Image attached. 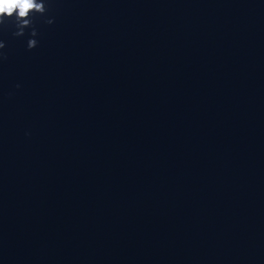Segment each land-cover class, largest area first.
<instances>
[{
	"label": "water",
	"instance_id": "1",
	"mask_svg": "<svg viewBox=\"0 0 264 264\" xmlns=\"http://www.w3.org/2000/svg\"><path fill=\"white\" fill-rule=\"evenodd\" d=\"M37 2L0 23V264H264V0Z\"/></svg>",
	"mask_w": 264,
	"mask_h": 264
},
{
	"label": "clouds",
	"instance_id": "2",
	"mask_svg": "<svg viewBox=\"0 0 264 264\" xmlns=\"http://www.w3.org/2000/svg\"><path fill=\"white\" fill-rule=\"evenodd\" d=\"M46 11L42 2L37 0H0V23L4 20L13 17V13H16L15 21L19 31L16 35H22L23 29L30 26V20L24 19L30 17L32 14H43ZM52 21H48L51 23ZM32 36L36 35V32L31 33ZM36 45L35 40H29V48H33ZM2 47V45H0Z\"/></svg>",
	"mask_w": 264,
	"mask_h": 264
}]
</instances>
